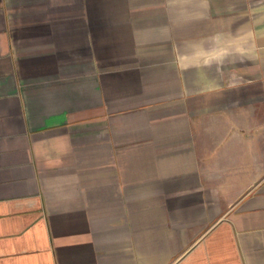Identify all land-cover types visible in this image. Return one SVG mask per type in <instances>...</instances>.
I'll return each instance as SVG.
<instances>
[{"label":"crops","instance_id":"0c3cea01","mask_svg":"<svg viewBox=\"0 0 264 264\" xmlns=\"http://www.w3.org/2000/svg\"><path fill=\"white\" fill-rule=\"evenodd\" d=\"M0 264H264V0H0Z\"/></svg>","mask_w":264,"mask_h":264}]
</instances>
